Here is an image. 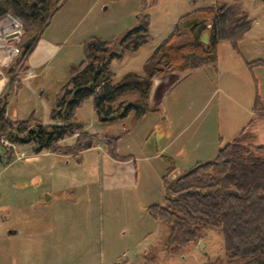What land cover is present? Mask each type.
Wrapping results in <instances>:
<instances>
[{"label":"rangeland","instance_id":"374dc122","mask_svg":"<svg viewBox=\"0 0 264 264\" xmlns=\"http://www.w3.org/2000/svg\"><path fill=\"white\" fill-rule=\"evenodd\" d=\"M217 2L235 0L66 1L42 34L47 36L61 25L55 33L58 52L51 57L45 75L36 80L41 88L31 85L37 92H45L37 99L21 86L16 95L9 94L10 118L25 119L32 112L41 114L44 104L52 105L68 78L69 65L83 59L81 42L86 38L118 41L148 16L150 41L109 63L116 82L128 72L142 74L145 60L180 16ZM239 2L252 21L237 44L239 52L221 41L215 63L172 72L180 80L172 79L166 86L159 110L138 120L130 112L124 119L100 123L91 98L79 107L77 119L84 131L119 135L117 153L135 160L134 186L111 192L102 189L97 146L101 140L75 157L47 150L36 153L32 145H19L17 153L25 154L20 160L0 145V264H211L224 259L222 236L215 228H209L199 240L201 249L198 241L169 255L165 250L168 228L152 219L147 208L166 205L162 177L169 167L174 168L171 180L197 161L213 160L218 148L232 141L242 128V143L264 146V118L252 113L256 86L264 103V67L246 66V62L264 60V2ZM6 68L0 69L5 85L9 79ZM137 97L131 92L120 100ZM72 138H65L64 143H71ZM256 155L264 157V150ZM10 230L17 233L8 235Z\"/></svg>","mask_w":264,"mask_h":264},{"label":"trees","instance_id":"16d2710c","mask_svg":"<svg viewBox=\"0 0 264 264\" xmlns=\"http://www.w3.org/2000/svg\"><path fill=\"white\" fill-rule=\"evenodd\" d=\"M66 1L0 0V18L11 16L23 28L17 44L18 55L6 68L12 65L7 73V85L0 94V136L17 146L32 145L36 153L47 150L75 157L94 148L101 140L111 159L131 160V155L117 153L119 135L102 133L98 136L84 131L78 123V108L91 98L100 123L124 119L130 112L134 120H138L148 112L157 111L159 108L148 101L154 76L215 63L221 41L228 42L239 52L237 44L252 25L239 0L198 7L178 19L174 29L145 60L142 74L128 72L116 82L109 63L114 57L121 58L124 51H136L150 41L148 16L118 41L90 36L81 42L83 59L69 65L68 78L54 96L48 114V120L53 123L43 124L34 112L25 119H11L7 116L8 95L17 94L29 71L28 57L51 17ZM189 16L199 18V22L191 30L180 29V22ZM205 32L209 36L207 43L200 40ZM32 37L29 47L23 48L22 43ZM246 66L250 69L264 67V60L249 61ZM131 92L138 97L120 100ZM252 113L254 117L264 118V103L257 86ZM244 131L245 127L232 141L219 147L213 160L197 161L188 171L171 180L174 168L165 171L162 185L166 205L151 204L147 213L167 226L165 250L169 255L198 242L209 228H215L222 236L224 259L217 258L211 264H264V157L256 155L264 146L253 148L249 143H242ZM65 138H72L71 143H64Z\"/></svg>","mask_w":264,"mask_h":264},{"label":"crops","instance_id":"0c3cea01","mask_svg":"<svg viewBox=\"0 0 264 264\" xmlns=\"http://www.w3.org/2000/svg\"><path fill=\"white\" fill-rule=\"evenodd\" d=\"M57 26H59V28H52V30L49 32L47 36H42V38L38 41L33 52L30 54L27 60L29 71H31L34 76L31 78H27L26 76L23 77L21 86H25L28 91L31 90L30 93L32 95H35L37 99L40 98L42 94H44L45 90H42L41 92H37L35 89L31 87V85L35 83L34 84L35 88L37 89L41 88L39 87L40 86L39 84L38 86L36 85L37 84L36 80L42 74L45 73V70L51 65L50 64L51 57L58 52L59 43L55 41L56 39L55 33L57 31H60L61 25H57ZM200 69H203V68L200 67ZM2 73L0 72V90L1 91L4 88L5 82H6L5 81L6 79L2 76ZM190 73L191 72H188L187 75H189ZM172 79L180 80V77L177 74L167 73L161 77L154 76L152 78L151 88H150V92L148 95V101L151 105H154L157 107L159 106L161 100L164 98L166 94V86L171 82ZM44 106H45L44 108L42 107V113L37 114L36 116L41 119L43 124H51L53 122L48 120V114L50 111L49 108L51 107V105L48 106L44 104ZM7 116L10 117V115L8 114V108H7ZM78 123L82 125V122H78ZM121 126H122L121 128L123 129L125 125L122 123ZM97 132L100 133L101 132L100 129H98ZM97 146H98L99 153H101V155L99 156L100 157L99 183L102 189L104 191L111 192L116 189L129 188V187L134 186L135 180L137 177V169L135 167V160L133 159V157L131 160H128V161H115L111 159L105 153L101 142H98ZM17 148H19V146H17ZM16 233L17 231H15V233L8 234V235H14Z\"/></svg>","mask_w":264,"mask_h":264},{"label":"built area","instance_id":"2783aa9c","mask_svg":"<svg viewBox=\"0 0 264 264\" xmlns=\"http://www.w3.org/2000/svg\"><path fill=\"white\" fill-rule=\"evenodd\" d=\"M22 34L23 28L17 19L11 16L0 18V69L8 67L14 57L18 55L19 51L16 44L20 41ZM27 74L30 76L31 71H28ZM0 145L4 146L9 154H15L16 160L25 156L24 152L18 154L17 145L9 142L5 137L0 136Z\"/></svg>","mask_w":264,"mask_h":264},{"label":"water","instance_id":"95a60500","mask_svg":"<svg viewBox=\"0 0 264 264\" xmlns=\"http://www.w3.org/2000/svg\"><path fill=\"white\" fill-rule=\"evenodd\" d=\"M198 22H199V18H197V17L187 18L179 24V27L182 30H191L194 27V25H196ZM200 40L203 43H207L208 42V34L206 32L203 33ZM32 41H33V37L24 41L22 43V47L28 48L29 45L32 43ZM11 69H12V65L6 70V72L9 73L11 71ZM12 233H15V231H13V230L8 231V234H12ZM199 246H200V249L203 246V243L201 241H199Z\"/></svg>","mask_w":264,"mask_h":264}]
</instances>
